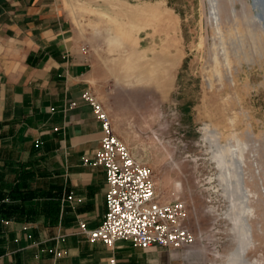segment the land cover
Instances as JSON below:
<instances>
[{
  "label": "rangeland",
  "instance_id": "rangeland-1",
  "mask_svg": "<svg viewBox=\"0 0 264 264\" xmlns=\"http://www.w3.org/2000/svg\"><path fill=\"white\" fill-rule=\"evenodd\" d=\"M146 1L170 26L133 30L145 8L129 7L140 24L128 26L101 0L62 5L108 61L126 116L116 135L150 167L158 198L184 203L194 254L183 260L264 264V27L249 0Z\"/></svg>",
  "mask_w": 264,
  "mask_h": 264
},
{
  "label": "crops",
  "instance_id": "crops-1",
  "mask_svg": "<svg viewBox=\"0 0 264 264\" xmlns=\"http://www.w3.org/2000/svg\"><path fill=\"white\" fill-rule=\"evenodd\" d=\"M101 1L128 26L130 18L140 22L136 12L129 15V7L150 9L147 25L135 27L136 32L170 26L167 8L158 3ZM177 60H169L160 78L169 79ZM112 78L108 61L75 27L62 0H0V198L12 200L7 192L18 187L25 196L11 202L17 210L3 224L0 264L5 259L21 264H187L183 257L194 254V249L143 251L129 240L107 247L78 229L79 220L89 229L98 226L106 187L102 166L81 163L83 154L93 155L101 136L81 93L90 89L96 95L123 138L126 116L116 106L121 96L110 87ZM71 102L76 105L68 107ZM69 194L70 201L65 199ZM54 249L59 257L53 256Z\"/></svg>",
  "mask_w": 264,
  "mask_h": 264
},
{
  "label": "built area",
  "instance_id": "built-area-1",
  "mask_svg": "<svg viewBox=\"0 0 264 264\" xmlns=\"http://www.w3.org/2000/svg\"><path fill=\"white\" fill-rule=\"evenodd\" d=\"M81 98L91 107L101 129L99 146L92 156L83 154L81 163L102 166L106 187L102 220L90 229L79 220L78 229L89 241L98 240L107 247H113L118 240H129L143 251L157 247L182 251L191 247L194 237L182 222L186 215L184 203L158 198L150 167L116 135L104 105L89 89L82 91ZM75 105L71 102L68 107ZM71 198L70 194L65 197L69 201ZM60 255L58 249L53 250L54 257Z\"/></svg>",
  "mask_w": 264,
  "mask_h": 264
},
{
  "label": "trees",
  "instance_id": "trees-1",
  "mask_svg": "<svg viewBox=\"0 0 264 264\" xmlns=\"http://www.w3.org/2000/svg\"><path fill=\"white\" fill-rule=\"evenodd\" d=\"M27 177L21 176L19 177V180H21L22 182L26 179ZM24 185V184H21ZM8 198L10 197V199L12 200H8L7 202L5 201V199H1L0 198V256L4 255L5 253V240H4V235H3V221H7V220H11L12 218H14V213L16 212L17 205H14L15 200L19 199V200H25V196L23 195L24 193H22L20 187L16 188V189H9L8 192ZM12 197V198H11ZM2 264H21L18 261L15 262H8L5 261Z\"/></svg>",
  "mask_w": 264,
  "mask_h": 264
},
{
  "label": "bare ground",
  "instance_id": "bare-ground-1",
  "mask_svg": "<svg viewBox=\"0 0 264 264\" xmlns=\"http://www.w3.org/2000/svg\"><path fill=\"white\" fill-rule=\"evenodd\" d=\"M249 2L252 12L257 17V23L264 27V0H249Z\"/></svg>",
  "mask_w": 264,
  "mask_h": 264
}]
</instances>
